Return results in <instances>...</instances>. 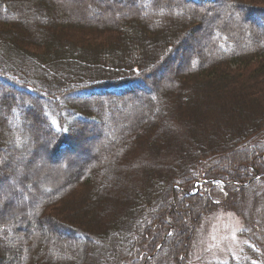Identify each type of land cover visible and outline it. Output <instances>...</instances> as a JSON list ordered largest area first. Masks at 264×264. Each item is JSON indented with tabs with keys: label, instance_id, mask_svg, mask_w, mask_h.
<instances>
[{
	"label": "trees",
	"instance_id": "obj_1",
	"mask_svg": "<svg viewBox=\"0 0 264 264\" xmlns=\"http://www.w3.org/2000/svg\"><path fill=\"white\" fill-rule=\"evenodd\" d=\"M0 163V264H192L264 183V0H0Z\"/></svg>",
	"mask_w": 264,
	"mask_h": 264
},
{
	"label": "rangeland",
	"instance_id": "obj_2",
	"mask_svg": "<svg viewBox=\"0 0 264 264\" xmlns=\"http://www.w3.org/2000/svg\"><path fill=\"white\" fill-rule=\"evenodd\" d=\"M106 135L107 137H105L104 140H102L100 144L97 145L98 147H107L110 140H112V137L109 136V132H107ZM86 145L88 147H92L90 144ZM94 152L95 149L91 150V153ZM28 158L29 157L26 156L24 160H27ZM86 158L87 157L85 155L79 156L80 161H85ZM8 160L9 159L4 158L1 163L8 162ZM71 160L72 162H74L75 158ZM71 171H75V167H71L69 172ZM39 174L42 175L39 176ZM39 174H37L38 176H36V178L39 179L38 182L40 183L35 180L34 183L37 182L41 191L45 192V186L49 184H45V182L49 181L50 177L52 176H54L53 178L56 179L57 174L54 173L52 176H49L45 171ZM20 175H25V172L20 173ZM67 175L68 174H66L65 176H61L60 178L63 179ZM216 184H219V186L221 185L220 182H216ZM261 185L264 186V183L260 184L259 188H263L261 187ZM259 188L254 190L252 195L250 194V192L249 194L246 193V198L243 200L239 199V203H237L236 207L234 206V202L228 199V201H224L223 203L225 207H220L217 210L212 211L206 217L194 243L192 264H220L228 260L232 261V264L241 262V260L244 258L243 255L247 253V251H245V247H247V242L250 241L247 236L251 232L249 225L254 222L252 218L254 213L256 215V223L253 226V228L255 229L253 235L255 236V234L257 233L258 240L256 241V238L254 239L256 242L260 240V246H264V208L261 205V207H258L254 211H251L253 210L251 208L249 209V211L245 210V206H252L250 205V203L254 202L257 199V195L259 194V191H261L259 190ZM79 189L80 187L78 188V190ZM28 191L33 194L32 190ZM221 197L223 196H220V198ZM50 210L51 209L49 208V211ZM62 234L67 233L62 232ZM252 262L256 263L254 259Z\"/></svg>",
	"mask_w": 264,
	"mask_h": 264
},
{
	"label": "bare ground",
	"instance_id": "obj_3",
	"mask_svg": "<svg viewBox=\"0 0 264 264\" xmlns=\"http://www.w3.org/2000/svg\"><path fill=\"white\" fill-rule=\"evenodd\" d=\"M253 168H255L254 166H253ZM255 171H256V169H255ZM258 172H259V170H257ZM257 171H256V173H257ZM242 184V183H241ZM237 191V190H236ZM236 191L232 194V196L231 197H233L234 199H233V202H235V196L236 195H238V193H242L243 191L242 190H240L238 193H236ZM231 199V198H230Z\"/></svg>",
	"mask_w": 264,
	"mask_h": 264
}]
</instances>
